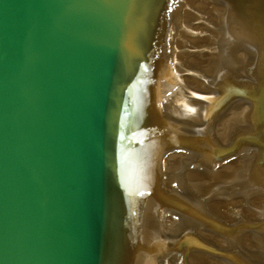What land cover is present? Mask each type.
Instances as JSON below:
<instances>
[{
  "label": "water",
  "instance_id": "95a60500",
  "mask_svg": "<svg viewBox=\"0 0 264 264\" xmlns=\"http://www.w3.org/2000/svg\"><path fill=\"white\" fill-rule=\"evenodd\" d=\"M161 1L0 0V264H117Z\"/></svg>",
  "mask_w": 264,
  "mask_h": 264
},
{
  "label": "bare ground",
  "instance_id": "6f19581e",
  "mask_svg": "<svg viewBox=\"0 0 264 264\" xmlns=\"http://www.w3.org/2000/svg\"><path fill=\"white\" fill-rule=\"evenodd\" d=\"M223 1L162 0L157 6L148 36L138 98L140 125H142L138 138L140 143L136 150V155L138 154L140 159L138 182L140 191L135 198L137 200L135 216L129 222L127 244L120 249L117 264H180V260L181 264H264V150H262V147L264 148L262 101L264 0H238L234 2L236 6L234 12L228 14V23L236 18L237 13L241 16L243 11L246 12V18L249 16V23H256V17L260 16L254 28L247 27L241 30L242 34L251 31L250 35H254L255 40L260 41L254 58L252 56L249 58L243 50H240L241 46L246 45L240 42L241 33L231 35L229 38L224 37L226 39L221 42L220 38L217 41L218 34L226 26V22L220 20ZM173 7L178 9L176 13H180L182 17L179 24L173 23L175 29L182 24V30L186 31V34L196 42L195 44L186 41L184 37L182 42H178L173 37L175 30L168 25ZM218 16L222 30L218 29L217 34L214 33L215 42L206 46L210 52L209 56H206L202 47L206 44L208 26L206 28L204 23L212 25ZM232 25L235 26V23ZM168 26L172 32L171 63L173 57L174 61L179 60L178 52H181L178 63L181 72L176 74L173 80L170 74L164 78L162 71L168 37L171 39L168 35ZM219 46L225 47L224 53L218 51ZM243 49L248 50L245 47ZM235 52L238 53V59L242 53L244 60L235 61ZM222 69L225 71L223 72ZM204 71H207L205 76ZM225 84L233 89H240L230 92L231 88H228L230 91L227 97L234 95L242 99L245 104L223 96L221 92L224 89L221 86ZM212 121H221L225 124L220 123L218 128L212 126L213 133L211 129L206 130V126ZM240 123L242 127H238ZM227 127L231 134L230 141L215 135L218 131L221 132L222 128L225 130ZM240 133H245L243 140L237 138ZM160 143H165L167 149ZM215 146L212 156L205 152L207 147ZM161 147L164 149L162 161L169 163L170 167L169 169L160 167L153 172L152 159L155 151L157 152ZM243 147L246 151L241 160L238 156L235 157L234 152L235 150L243 152ZM174 155L185 158L186 162L197 157L199 170L205 167L214 168L215 158L222 161L223 170L219 176L221 181L228 180L229 192L232 195L249 199L228 200L229 204L227 203L225 209L229 212L232 221L229 230H235L233 226L235 221L239 226L243 224L239 238L229 237L221 241L218 247H210L208 236L186 227V219L189 216L195 217L197 213L205 211L208 207L202 204L201 207L185 206L182 200L176 202L170 198L171 186L182 181L185 174H176L174 171L186 166L183 162L173 161L171 157ZM159 170H164L165 174L162 177L165 178L155 181ZM252 170H260L262 174L259 175L260 183L258 182L256 187L251 184L254 180L257 181ZM246 172L252 177L249 183L250 177L246 176ZM157 182L173 205H166L163 202L164 198L159 194ZM256 198L258 199L255 200ZM184 213L188 217H183ZM226 227L228 228L229 224ZM196 244L205 248L200 256H195L189 249V247L194 248Z\"/></svg>",
  "mask_w": 264,
  "mask_h": 264
},
{
  "label": "rangeland",
  "instance_id": "374dc122",
  "mask_svg": "<svg viewBox=\"0 0 264 264\" xmlns=\"http://www.w3.org/2000/svg\"><path fill=\"white\" fill-rule=\"evenodd\" d=\"M237 1L238 0H229L227 2V1L224 0L223 1L224 3H222V7L220 9V12H221L222 16H221L220 20L222 22H226L227 28H226V26H224L223 30L221 29V25H220V22H219V16L217 17L216 22H214L216 26H214V23H212V25L204 23L206 28L208 26L207 38L205 40L206 44L202 47L203 50H205V55L206 56H209V54H210V52L206 49V46H209L210 44H213V42H215L214 40L216 38L214 37V33L216 32V34H217L218 29H220V30H222V32H220L218 34L220 37L217 36L218 37L217 41H219L218 40L219 38H220V42H221V40H225L226 38H229V36H231V35L241 33L242 37L240 39V42H241V44L245 43L246 45L245 46H241L240 50H243L247 54V56L249 58L251 56L253 58L255 57V52H256V49L260 45V41L259 40H255L254 35H250L251 31H248V32H245V33L242 34L241 30H244V28H247V27L248 28H251V27L254 28L256 26V24H258V19H260V16L256 17V23H254V22H252V23L250 22L249 23V16L246 18V12L243 11L241 16L238 13L235 15L236 18L233 19L235 22L232 20V22L228 23L227 22V21H229L228 14L230 12L231 13L234 12V10L236 9V6H235L234 2H237ZM177 11H178V9L176 7L175 8L173 7L172 8V12H171L170 17H169V21L170 22H169L168 25H170L172 27V30L173 29L175 30V33H174L173 37H175V40L177 39L178 42H182L181 40L184 37V39L186 41L195 44L196 42L191 37H189L186 34V31L182 30V28H181L182 24L180 26L178 25V27L175 29V26H174L173 23H178L179 24L180 20L182 19L181 14L180 13H176ZM225 15H227V17ZM237 18H239L240 20L242 19V20L240 21ZM243 22H244L245 26L243 25ZM232 23H235V26L232 25ZM248 23L251 26L248 25ZM238 24H240V25H238ZM215 27H217L216 28L217 30L214 29ZM240 27H243V28H240ZM168 28H169L168 35L171 37V39L168 37V44H167L166 52L164 53L165 55H164V60H163L162 71L164 73V78L166 76H169V74H170L171 78L173 80V77L176 76V74H178L179 72H181V70L179 68V64H178L179 60L181 59V57H180V53L181 52H178L179 60L178 61H174V57H173V62L171 63V59H172V51H171V49H172V32H171V28L169 26H168ZM224 28H226V30ZM235 28H237L238 30L235 29ZM229 29H231V30H229ZM235 30H236V32H235ZM210 37H212V39ZM224 37H226V38H224ZM211 40H212V42H211ZM222 44H223V41H222ZM244 47L246 49H248V50H244L243 49ZM224 49H225V47H223V46H219L218 47V51L219 52L222 51V53H224L223 52ZM178 55H176L177 58H178ZM242 56L243 55L241 53L239 59L244 60V58ZM244 56L246 58V55H244ZM234 59H235V61L239 60L238 59V53L235 54ZM247 61L245 60V62H247ZM254 65H256V63H254ZM222 71L224 72L225 70L222 69ZM205 74H207V71L203 72L204 76H205ZM221 88L224 89L223 91H225V92H223L221 90L222 91L221 94L223 96H226V97L229 94L228 92L230 90H231L230 92H233V90H235V91L236 90H240L238 88L237 89H235V88L233 89L231 86H229L227 84H225L224 86L222 85ZM228 88H231V89L228 90ZM227 98H230V99L234 98L233 100H236L238 103H241V104L244 103L245 104V102L242 99H240V98H238V97H236L234 95H232V96L229 95ZM220 123L225 124L224 122H221V121H219V122H217V121L213 122L212 121L208 126H206V130H210L211 129L212 132L214 133V131L212 129V126H215L216 128H218ZM238 127H242V123H240V125ZM215 131L217 132V130H215ZM241 134L242 133H240L238 135L239 137L237 136V138L238 139L241 138L240 140H243L245 133H243L242 135ZM215 135H220V137L222 139L230 141L229 139H230V135L231 134L229 133V128L228 127H227V129L225 128V130L222 128L221 132L218 131ZM160 144H162V146H164V147L166 146L165 143H160ZM219 145H220V142L218 143V146ZM215 148H216V146L213 147V148L207 147L205 152L210 153L211 156H212V154L215 151ZM165 149H167V147H165ZM245 151H246V149L244 150V147H243V152H239V150H235V152H234L235 153V157L238 156L242 160L243 156L245 155ZM163 152H164L163 147L159 148L157 150V152L155 151V156L152 159L153 172L154 171L156 172L158 170V168H160V167H163V168L166 167L167 169H169L170 164L166 163L165 161H162ZM171 158H172L173 161H179L181 163L183 162L186 166H184V168H183V166H181V167H179L178 169H176L174 171V173H176V174L177 173H180V174L185 173V174L183 176L184 178H182V181H179L178 184H173L172 185L173 189H172V186H171L170 198L172 200H175L176 202H180L182 200L183 202H185L184 203L185 206H190L191 205L192 207H194L195 205L196 206L199 205L201 207L200 204H202L205 207H208L207 209H205V211H202V212L200 211L199 213H197L195 215V217L194 216H191V217L189 216V218L186 219L187 220L186 223L188 224V225L186 224V227H190L192 229H195L199 233H201L202 235L208 236V245L210 247H218L221 244V241L223 242L224 239H227L229 237L239 238L241 236V232L240 231H241V228H242L243 224L241 226H239V223H237L235 221V223H233V226H234L235 230H229L230 229V224L232 225V223H231L232 221H231V218L229 217V214H228L229 212H227V210H225V209L227 208V203L229 204L228 200H249V199L248 198H243L242 199L241 197H238L236 194L232 195V193L229 192V183H227L228 180L225 179V180H223V182L221 181V178H219V176H220V174L222 173V170H223L222 167H221L222 161L220 159L215 158L216 159V161H215L216 166L214 168H212V169L208 168L207 169L205 167L204 169H201V170H204V171H201V170H199L200 168H198L199 166L197 165V160H196L197 157L196 158L193 157V159H190L187 162H186L185 158H182V157H179V156L177 157V156L174 155ZM246 159H247V156H246L245 160ZM259 162H261V161H259ZM192 167H194V168H192ZM252 173L255 175L254 178H257V181L255 182V180H254V182H252L251 184L254 185L253 187H256V184H258V182L260 183L259 175H262V174H261L260 170L259 171L258 170H256V171L252 170ZM163 174H165L164 170H159L157 176L155 177V181H160L162 178H165V177H162ZM205 175H206V178H205ZM247 175L250 177L249 181H248V183H249L252 180V177H251V174H249V173H247L246 176ZM208 176H209V178H208ZM197 179H198V181H197ZM208 180H210V181H208ZM200 181H201V183H200ZM195 182H197V183H195ZM205 182L206 183L208 182V183L206 184ZM193 183H194V185H193ZM196 184H197V186H196ZM179 185H180V187H179ZM201 186L204 189L201 188ZM249 186H251V185H249ZM192 191H193V193H191ZM198 191H200V192H198ZM257 199L258 198H256L255 200H257ZM184 214H183V217H185L187 215L186 213H184ZM186 217H188V216H186ZM202 217L205 218V219H203ZM239 218H241V217H239ZM189 220H192V221H189ZM198 221H200V222H198ZM206 221H208V223ZM212 224H214V225H212ZM228 224H229V227L227 228L226 226ZM223 231H226V232H223ZM220 235H222V236H220ZM189 249L192 252V254H194L195 256H200L201 254H203V250H205V248H203L202 246H200L198 244H196L194 246V248H192V247L190 248L189 247ZM180 264H181V260H180Z\"/></svg>",
  "mask_w": 264,
  "mask_h": 264
}]
</instances>
